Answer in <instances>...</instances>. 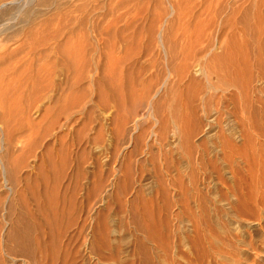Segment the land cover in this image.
Returning a JSON list of instances; mask_svg holds the SVG:
<instances>
[{"label":"rangeland","instance_id":"rangeland-1","mask_svg":"<svg viewBox=\"0 0 264 264\" xmlns=\"http://www.w3.org/2000/svg\"><path fill=\"white\" fill-rule=\"evenodd\" d=\"M262 9L264 0H0V249H11L0 264H150L139 247L151 258L165 242L153 263L184 264L191 218L247 233L225 215L227 188L207 167L221 152L200 129L217 104L203 96L200 61L227 45L244 53L243 18ZM18 230L43 245L29 262L9 241Z\"/></svg>","mask_w":264,"mask_h":264},{"label":"bare ground","instance_id":"bare-ground-1","mask_svg":"<svg viewBox=\"0 0 264 264\" xmlns=\"http://www.w3.org/2000/svg\"><path fill=\"white\" fill-rule=\"evenodd\" d=\"M242 23H243L242 26H243V32H244V41H243L242 45H243V47L246 48L244 53L240 54L239 51H237L235 47H231V45H227L224 55L213 54L211 56L212 58L210 60H207L210 52H203V54H202L201 61H200V72H201L200 76H202V79L204 80V84L201 87L202 93H203V96H206L207 94H210V92L212 91L213 95L216 96V98H217V102H216L217 104H216V108L214 110H211V112L207 111L208 113L205 112V115L203 116V119H202L201 123H199V124H200V129L202 131V134L204 132V135L208 136V139L212 140V142L210 141L212 143L211 144L212 145V150H211L212 154H214V152H215V154L218 152L223 153V157L221 156V153H219L220 155L219 154L216 155V160L215 161H209L208 165H207V167L209 166L212 169V171H211L212 176H214L213 174L215 173L217 175V177H216L217 178L216 180H218L217 182H220L219 184H223V186L225 185L224 187H226L227 191H228V193L225 192L226 193L225 198L219 199V204L223 203L224 201L228 202L230 204L231 209L228 208V210L230 209V211H228L225 215L228 216V218H230V220L235 221V223L243 225V227L245 226L247 229V233H244V235L239 234V232L237 233V231L234 229H228L227 225H224V224L221 225L220 224L221 222H219L217 224L216 223L211 224L212 222L211 223L208 222L206 220V218H204V219L200 218V220H197V218H196V220H192V218H191L188 221L189 223L187 222L188 227H186V229H184V231L182 232L183 236H182L181 245H182V250H183L182 251L183 252L182 253L183 260L185 261V262H183L184 264H206L207 261L209 262V260H207V259H211L210 264H248L247 262L250 260L251 256L255 255V257H257V254H264V246L258 247V245H257V242L260 239L262 240V243L264 245V146H263L264 145V16L263 17L258 16V17H252V18H247L245 16L243 18ZM248 36H249V38H248ZM218 43L219 42H217V46H218ZM214 44H216V43H214ZM215 48L216 47H214V50H215ZM244 95H246V96H244ZM201 103H202V101H201ZM211 109H213V108L211 107ZM203 113H204V111H203ZM135 121H137V120H135ZM135 121L133 123H131V126H130L132 131H135L136 129L138 130L137 127H139V125H140L139 124L137 126V122H135ZM171 124H172V122H171ZM210 136L212 138H214V142ZM253 137H255V139L259 142L262 141L263 142L262 146H260L256 143H255L254 147L251 146ZM182 138H184L185 140H190L187 136H183ZM238 138H241L242 145H239V143L237 144ZM198 147L201 148L200 146H198ZM201 151H203V150H201ZM203 152H201V153H203ZM202 156H203V154H202ZM213 156H212V158H214ZM199 159H200V157H199ZM8 163H10V162H8ZM12 169H14V168H12ZM15 169H16V167H15ZM207 169H209V168H207ZM14 170H12V171H14ZM207 172H209V170H207ZM228 174H230L231 176L227 177ZM210 175H211V173H210ZM210 175H209V177L211 179ZM10 176H12V175H10ZM212 179H215V178H212ZM11 180L9 181L10 183H11ZM14 180H16V179H14ZM216 180H214V181H216ZM17 181L19 182L21 180L17 179ZM15 182H13V183H15ZM26 182H27V180H26ZM39 183L42 184L41 181ZM48 184H49V182H48ZM16 186H17V184H16ZM30 186H31V184H30ZM13 187H15V186H13ZM50 187L52 189V186H50ZM39 190H41V189H39ZM32 191L35 192L34 188ZM45 193H47V191ZM45 193L43 192V194H45ZM35 194L36 193H34V196H36ZM40 196H42V195H40ZM40 196L38 197L39 201H40ZM45 196L46 195H44V198H45ZM199 196H200V194H199ZM47 197H48V195H47ZM49 198L51 199V197H49ZM220 198H222V195L220 196ZM34 200H35V197H34ZM36 201H37V199H36ZM57 202H59V201H57ZM50 203H52L51 200H50ZM50 203H48V204H50ZM73 203H74V201H72L71 204H73ZM35 205H36V203H35ZM31 206H32V204H31ZM42 206L40 204V209ZM45 207H46V205H45ZM45 207H43V208H45ZM43 208L40 211H42ZM59 211H60V209H59ZM201 211H202V209H201ZM36 212H38V211H36ZM48 212H50V210L47 211V213L44 211V213H46L45 216L49 214ZM216 212H217V210H216ZM64 213L62 214V216L60 215L61 218L63 217ZM53 215L57 216L56 213ZM202 215H204V214L202 213ZM55 216H54V218H56ZM39 217H41V216H39ZM50 217H52V216L50 215ZM69 217H71V216H69ZM223 217H224V214H223ZM213 218H214V216H213ZM45 219H48V218H45ZM186 219H189V218L186 217ZM201 219L204 221L206 220L205 225H203V222ZM216 219L214 220L215 222H216ZM71 220H72V218H71ZM210 220H211V218H210ZM220 221H222V220H220ZM232 221H231V223H232ZM49 222H52V221H49ZM226 222H229V221H226ZM56 224H58V222ZM232 225H233V223H232ZM206 226L208 228H205ZM228 226H229V224H228ZM240 227H239V229H240ZM83 228H84V226H83ZM19 230L13 232L10 235L9 241L16 242V244H17L16 246L18 247L17 248L18 252L20 251L19 253H22L24 256L26 255L25 256V257H27L26 261H28V258L30 260V258L37 255V253L39 251L41 253L43 252V248L41 247L42 244H40V242H39V244L37 243L38 249L36 247H35L36 249H34V247H33L34 243L29 236L30 232L28 233V230H26V232H20ZM242 230H243V228H242ZM239 231H241V230H239ZM94 233H95V231H94ZM30 235H31V233H30ZM35 235H36V233H35ZM98 237H99V235H98ZM32 239H33V237H32ZM206 240H209L208 241L209 243L206 242ZM5 242H7V241H5ZM205 242H206V244L208 243L207 244L208 249H206V247H204ZM99 243H101L100 244L101 246H104L103 245L104 242L101 241ZM35 245H36V243H35ZM6 247H7V244L4 247L1 246L0 250H3V248H4V251H6ZM9 247H12V246H9ZM93 247L90 248V251L93 253L95 252V254L97 255L99 253L95 249L97 247L96 246H95V248H93ZM154 248H155L154 252L151 253V255H150L151 258H150L145 254L146 248L144 246L139 247V250H140L139 254L149 258L150 264L155 263V262L153 263V260H154L153 258L155 257L153 254H156V256H157V254H159L162 251L165 253L167 252V254H168V252L170 250V247L168 246V244L166 242L163 244H157ZM7 249H9V248H7ZM44 249H46V248H44ZM9 250H11V249H9ZM9 250H7V251H9ZM136 250H138V249H136ZM15 251H17V250H15ZM6 252H4V253H6ZM45 253H47V251ZM49 253H51V252L49 251ZM15 254L16 253H14V255ZM6 255L8 256V253ZM9 256H12V255H9ZM24 256H22V258ZM146 257L144 259L145 262H146ZM157 257H159V256H157ZM156 259L157 258H155V260ZM101 260L102 259L100 258V261ZM2 261H3V259H2ZM39 261H41V260L39 259ZM164 262H166V261H164ZM29 264H31V263H29ZM37 264H39V263H37ZM61 264H63V263H61Z\"/></svg>","mask_w":264,"mask_h":264}]
</instances>
